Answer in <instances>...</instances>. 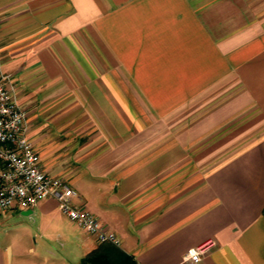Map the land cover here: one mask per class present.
Returning <instances> with one entry per match:
<instances>
[{
	"label": "crops",
	"instance_id": "0c3cea01",
	"mask_svg": "<svg viewBox=\"0 0 264 264\" xmlns=\"http://www.w3.org/2000/svg\"><path fill=\"white\" fill-rule=\"evenodd\" d=\"M0 72L42 167L139 264H264V0H0ZM98 245L52 197L0 215V264Z\"/></svg>",
	"mask_w": 264,
	"mask_h": 264
},
{
	"label": "built area",
	"instance_id": "2783aa9c",
	"mask_svg": "<svg viewBox=\"0 0 264 264\" xmlns=\"http://www.w3.org/2000/svg\"><path fill=\"white\" fill-rule=\"evenodd\" d=\"M76 195L68 181L42 167L40 156L27 137L26 111L17 101L13 77L0 72V215L14 206L32 208L52 197L64 215L94 235L99 243L119 246L121 240L116 232L92 212L73 203ZM204 250L203 245L192 247L184 258L199 262Z\"/></svg>",
	"mask_w": 264,
	"mask_h": 264
},
{
	"label": "trees",
	"instance_id": "16d2710c",
	"mask_svg": "<svg viewBox=\"0 0 264 264\" xmlns=\"http://www.w3.org/2000/svg\"><path fill=\"white\" fill-rule=\"evenodd\" d=\"M78 264H139L133 256L111 243L99 245L84 256Z\"/></svg>",
	"mask_w": 264,
	"mask_h": 264
},
{
	"label": "clouds",
	"instance_id": "9594fccd",
	"mask_svg": "<svg viewBox=\"0 0 264 264\" xmlns=\"http://www.w3.org/2000/svg\"><path fill=\"white\" fill-rule=\"evenodd\" d=\"M3 111L5 112V114L7 113V109H4ZM5 178L7 179L8 177H5ZM22 194H23V193H22Z\"/></svg>",
	"mask_w": 264,
	"mask_h": 264
}]
</instances>
